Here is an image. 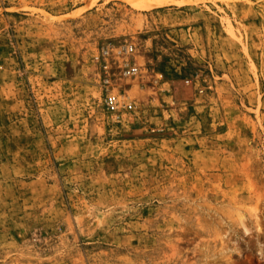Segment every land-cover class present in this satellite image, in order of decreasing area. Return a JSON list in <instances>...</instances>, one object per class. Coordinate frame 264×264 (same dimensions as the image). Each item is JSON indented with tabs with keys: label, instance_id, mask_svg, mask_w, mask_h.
I'll return each instance as SVG.
<instances>
[{
	"label": "rangeland",
	"instance_id": "rangeland-1",
	"mask_svg": "<svg viewBox=\"0 0 264 264\" xmlns=\"http://www.w3.org/2000/svg\"><path fill=\"white\" fill-rule=\"evenodd\" d=\"M140 1L0 0V264H264V0Z\"/></svg>",
	"mask_w": 264,
	"mask_h": 264
},
{
	"label": "bare ground",
	"instance_id": "bare-ground-1",
	"mask_svg": "<svg viewBox=\"0 0 264 264\" xmlns=\"http://www.w3.org/2000/svg\"><path fill=\"white\" fill-rule=\"evenodd\" d=\"M137 3H138V7H141L143 9H152L155 7L163 6L166 2L164 0H149V1L141 0L140 4L139 2Z\"/></svg>",
	"mask_w": 264,
	"mask_h": 264
}]
</instances>
